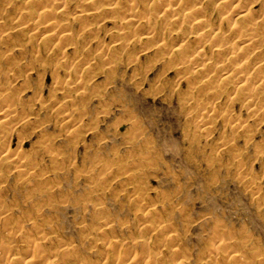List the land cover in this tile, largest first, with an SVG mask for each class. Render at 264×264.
<instances>
[{"label": "rangeland", "instance_id": "374dc122", "mask_svg": "<svg viewBox=\"0 0 264 264\" xmlns=\"http://www.w3.org/2000/svg\"><path fill=\"white\" fill-rule=\"evenodd\" d=\"M70 1L65 15L60 7L48 17L72 39L54 42L45 26L21 31L38 17L22 15L36 11L27 0H0V108L14 110H0V250L11 247L16 261L23 246L41 245L56 264H123L141 254L124 261L129 244L150 242L163 254L176 233L184 252L176 263L226 264L224 248L210 252L223 239L244 255L240 264H264L257 260L264 259V88L251 87L259 104L247 109L235 79L217 88L215 69L212 82L192 67L181 72L178 58L159 49L201 46L194 40L202 32L212 57L204 62L219 68L247 47L250 36L237 37L241 15L264 37V0H180L173 13L156 10L154 0H136L133 10L127 0H93L116 12L92 15ZM194 4L203 7L195 15L208 24L202 31L174 22ZM132 11L140 21L121 29ZM147 19L151 36L142 34ZM216 39L230 52L217 55ZM257 49L248 70L263 78L254 67L264 64V44ZM210 108L200 126L198 114ZM147 224L168 230L148 235L140 230Z\"/></svg>", "mask_w": 264, "mask_h": 264}, {"label": "bare ground", "instance_id": "6f19581e", "mask_svg": "<svg viewBox=\"0 0 264 264\" xmlns=\"http://www.w3.org/2000/svg\"><path fill=\"white\" fill-rule=\"evenodd\" d=\"M3 1V0H2ZM28 1V7L31 8H36V11L34 13H30L31 11H23L22 15L24 17H31L33 14H37L38 17L35 18L31 22H27V24L24 25V27L21 29L22 32L24 31H29V32H36L38 31V26H45L46 28H49L52 32L50 36V40L55 38V40L51 41H61L66 39L71 38V34L66 31V29L63 28V25L58 22L57 20H53L52 18L48 17L49 13H51L54 9H59L62 5L65 6L68 4L67 0H27ZM43 1V2H41ZM69 1V0H68ZM72 1V0H71ZM70 1V2H71ZM233 0H223V3L226 5H229ZM129 3L130 10H133L136 4V0H127ZM222 3V4H223ZM95 2L93 0H79L77 1L76 4V11H85L83 10L86 9L88 11L87 15H92L97 11V9H104L107 10L108 12H116V7L110 5V6H101L100 8H97L95 5ZM180 4V0H154V7L156 10L159 9H164L167 10L169 13H173L174 9L178 7ZM94 5V6H93ZM128 7V6H127ZM128 7V8H129ZM223 7V5H222ZM82 8V9H81ZM129 10V11H130ZM101 11V10H100ZM99 11V12H100ZM203 11L202 6H198L196 4L191 6V13L186 16L185 19L176 17L174 19V22L176 24L185 25L186 23L189 24L190 26L192 25L193 28L197 29L198 31H202L206 28H208V24L204 19H201L199 17H195V15L200 14ZM223 11V10H222ZM66 9L63 7L60 8L58 11V16L60 15H65ZM104 12V11H103ZM155 12V11H154ZM194 14V16H193ZM97 15V14H96ZM88 17V16H86ZM242 25L236 27V31L238 34V39H241L244 36H250L249 42L245 44L247 46L244 51H241L237 55H231L227 54L228 58L222 59V66L218 67H212V65L205 64L206 60L212 59V57H208L205 53V50L202 48V41H201V36L202 32H196V39L194 40V43H198L201 46H192L189 45L188 43H183L179 47H177L176 53H174V50H169L167 51L166 48L159 47L161 51H163L165 56H173L177 57V66L179 67L178 69L181 70V72H184L183 69H187L188 67H192L195 70V74H199L205 77L209 78V82L216 81L219 82L217 84V88L220 89H225L229 84L234 82L235 79V88L242 89L244 93V96H242V104L246 106L247 109H255L259 102L255 101L253 98L255 96V93L252 92L251 87L252 86H258L256 87L257 89L264 88V76L262 77H257L256 75H253L254 73L249 72L250 70L249 67L251 66L250 59L253 57V54L251 53H259L257 48H262V45L264 44V37L260 35L259 32L255 31V27L253 25H250L251 23V17L248 16L247 14H243L240 16ZM79 19V18H78ZM84 16L80 17L81 22L84 21ZM77 20V19H76ZM121 24L123 25L121 29H126L131 27V25L138 23V16L134 13V11L131 12L130 15L124 17L122 20ZM138 21V22H137ZM153 23H151L150 19H147V24L143 25L144 30H143V35L146 36H151L153 32H155L153 26ZM155 27V24H154ZM124 31L120 32L121 34H126L123 33ZM57 34V35H56ZM120 36V35H119ZM126 36V35H125ZM124 36V37H125ZM123 38V36H120ZM72 39V38H71ZM217 40V39H216ZM201 41V42H200ZM219 43V44H218ZM260 45V46H258ZM215 46V53L219 56H223L224 51L225 52H230V47L229 44L227 45V42L220 43V41L217 40V42L214 44ZM243 46V47H245ZM157 51V50H156ZM262 51V50H261ZM103 55V54H102ZM163 58V57H162ZM204 59V60H203ZM198 61L200 63L196 64ZM229 62V65H232L231 73L228 74L226 72L225 74L223 73L225 69V64ZM250 63V64H249ZM209 65V66H208ZM91 68V67H90ZM212 68V69H211ZM254 68H259V71L264 70V64L258 62L257 66ZM92 69V68H91ZM217 71V76L214 75L215 78H213L212 74L213 71ZM89 70V69H88ZM219 71V72H218ZM215 73V72H214ZM189 73H187L188 75ZM185 79H189V76H185ZM237 81V82H236ZM208 82V83H209ZM205 83V82H204ZM219 89V90H220ZM218 90V89H217ZM217 93V92H216ZM237 100V97H235ZM239 100V99H238ZM5 106L0 108L1 113L7 112L11 113L14 112V110H11L9 107V104L4 103ZM194 107H201V104H194ZM213 112L214 108L207 109L205 113L198 114L199 120L198 123L200 126L205 125L207 118L209 116V112ZM65 113V114H64ZM63 114L65 115L66 118H71L73 117V112H69L68 109H64ZM234 117V116H232ZM229 119V118H228ZM235 118H230V122L235 124ZM237 119V118H236ZM239 126V125H238ZM3 128V126L1 127ZM229 141L225 142V145L228 144ZM5 160H3V157L0 156V165L4 164ZM27 165L25 161L20 162L15 168L19 173L24 172L26 169ZM130 178V177H129ZM42 183L47 184L50 181L48 178L41 179ZM250 182L248 183V185ZM252 185V184H251ZM144 210V214L142 215V218L146 220L147 216L150 213L149 210V205H144L142 207ZM107 223L104 224L106 226ZM110 229V227L107 225L105 228H103L102 232H107ZM142 232H146L148 235L149 234H154V235H159L162 231H167L168 229H161L158 228V226L155 225H144L141 227ZM41 239H43V243L49 242V239L46 236H42ZM40 239V240H41ZM179 235L176 233H172L168 235L166 244L164 245L167 248V251L163 254H158L155 253V245L151 244L150 242H134L129 244L125 248V260H128V258L131 256V254L135 251L136 255L138 254L139 250L141 251V254L139 256H134L130 262H123V264H171L170 261H176L177 259L183 257L184 252L182 248L180 247L179 243ZM14 238L12 236L7 237L6 242L8 244H11V242H14ZM113 244L119 243L118 241L115 242H110ZM41 245H36V246H23V258L17 259L16 261L11 259V256H13L12 248L11 247H4L2 250H0V256L2 258V261L0 264H56L55 260H52L49 256H46L44 253V250L41 249ZM218 248H224L226 250V254L223 255V260L226 264H240L243 261L244 255L241 253L239 249H234L233 244L228 241V240H219L218 241V246L216 248H212L210 250L211 253H214L217 251ZM171 255L172 258L170 260L167 259V256ZM118 257H114V259H117ZM260 263L264 262V259L260 258L257 259ZM176 263V262H175ZM176 264H183V261L180 260ZM185 264V263H184Z\"/></svg>", "mask_w": 264, "mask_h": 264}]
</instances>
